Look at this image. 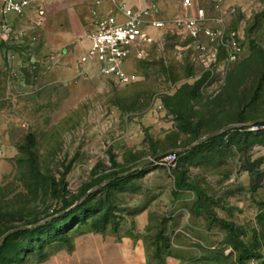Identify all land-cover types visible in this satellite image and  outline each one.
<instances>
[{
  "label": "rangeland",
  "instance_id": "rangeland-1",
  "mask_svg": "<svg viewBox=\"0 0 264 264\" xmlns=\"http://www.w3.org/2000/svg\"><path fill=\"white\" fill-rule=\"evenodd\" d=\"M191 1L239 32L243 60L228 63L220 50L204 64L193 39L170 26L152 31L156 43L125 85L92 66L91 76L80 70L35 88L54 62L82 66L77 32L36 59L16 48L22 67L2 66L0 236L30 228L0 247V264H56V251L82 236H131L150 264H264V129H251L264 122V0ZM173 2H153V17H182V0ZM44 23L49 31L50 16ZM160 153L176 159L137 168ZM180 173L195 191H175Z\"/></svg>",
  "mask_w": 264,
  "mask_h": 264
},
{
  "label": "crops",
  "instance_id": "crops-1",
  "mask_svg": "<svg viewBox=\"0 0 264 264\" xmlns=\"http://www.w3.org/2000/svg\"><path fill=\"white\" fill-rule=\"evenodd\" d=\"M120 1L107 0L101 5H95L91 0H34L22 14H15L13 12H5L2 9L0 0V90L4 88L7 82L5 73L1 69L2 66L9 62L12 70L16 71L24 63L19 52L15 51L16 53H14L16 48L20 49L24 54L30 55L31 59H34L36 55H41L52 48V46L58 47L60 44V41H57L58 35L65 37L62 42L73 43L78 38L76 36L77 32L78 36L84 37L82 42L76 46L80 50L79 56H81L89 44L88 33L94 30L98 20L115 13L117 4ZM122 1L133 10H142L150 7V5L154 4L153 2L162 8H167L166 6L168 5L171 10L173 9L171 2L174 3V6L179 7L173 0H169L171 2L168 0ZM180 5L182 6V10H180L182 11V16L194 13L192 10L186 9L182 4ZM76 7H80V9L76 10ZM46 15L52 19L49 31L44 23ZM73 18L86 19L87 24L84 25L81 21L80 25H77V29H75L74 23L71 21ZM209 24L215 25L214 21H210ZM59 59L61 60V57ZM65 59L68 58L65 57ZM40 68L42 69L43 65ZM92 68L90 65H82L80 68L74 66L65 68L54 62L48 70L43 71L36 82L35 88L41 87L44 83L65 80L74 76L80 70L91 76L93 75ZM22 82L19 78L18 84H22ZM27 91L33 92L34 89L24 88L22 92ZM96 239L95 236H82L81 239L78 238L74 241L71 246L58 249L56 251L58 255L54 257V263L60 264L66 259L72 264H150L142 245L134 242L131 236L122 237L120 240L110 239L106 244L98 243ZM164 263L186 264L181 257H166Z\"/></svg>",
  "mask_w": 264,
  "mask_h": 264
},
{
  "label": "built area",
  "instance_id": "built-area-1",
  "mask_svg": "<svg viewBox=\"0 0 264 264\" xmlns=\"http://www.w3.org/2000/svg\"><path fill=\"white\" fill-rule=\"evenodd\" d=\"M34 0H1L5 12L22 14ZM101 5L107 0H91ZM182 5L193 10L192 15L166 20L153 17L151 7L133 10L121 0L117 11L100 19L93 31L87 35L88 47L79 57L80 65H90L118 84H128L135 79L134 63L144 58L149 47L156 43L153 30H163L170 26L180 28L193 39L200 50V61L211 64L216 61L220 50L225 51V61L236 63L246 57L243 37L238 31H228L222 18L211 19L202 8H193L191 0H182ZM121 18H120V17ZM119 17V18H118ZM214 21L215 25L209 22ZM254 131L264 129V124H254ZM176 155L167 154L161 162H174Z\"/></svg>",
  "mask_w": 264,
  "mask_h": 264
},
{
  "label": "water",
  "instance_id": "water-1",
  "mask_svg": "<svg viewBox=\"0 0 264 264\" xmlns=\"http://www.w3.org/2000/svg\"><path fill=\"white\" fill-rule=\"evenodd\" d=\"M256 123H258V122H256ZM229 127H231V126H226V127L223 128V130H225V129L229 128ZM220 132H221V130H216V131H214V132H211V133L207 134L205 137L199 139V140H198V143L201 142V141H204V140H208V139H210L211 137L217 135V134L220 133ZM166 155H167V153H160V154H157V155L153 156L151 159H148V160H146V161L140 163V164L137 166V168H141V167H143V166H145V165H148V164H150V163H152V162L156 163L159 159H162V158L165 157ZM128 173H129V172H128ZM126 174H127V173H124V174L118 175V176H116V177H114V178H111V179L107 180L106 183H109V182H111V181H114V180H116L117 178H120V177H122V176H124V175H126ZM28 228H30V227H28V226H18V227H16V228H13V229L7 231L6 233H4V234L0 237V245L2 244V242H4V241H5L10 235H12L13 233H15V232H17V231H20V230L28 229Z\"/></svg>",
  "mask_w": 264,
  "mask_h": 264
},
{
  "label": "trees",
  "instance_id": "trees-1",
  "mask_svg": "<svg viewBox=\"0 0 264 264\" xmlns=\"http://www.w3.org/2000/svg\"><path fill=\"white\" fill-rule=\"evenodd\" d=\"M258 125L260 124H264V122H259V123H256ZM157 155V154H156ZM176 155V154H175ZM183 189H190L192 191H195L193 186H191L190 184L186 183V182H183L182 181V173H180L176 179H175V191L176 190H183ZM175 191L173 192L175 194ZM197 196L200 197L201 196V193L200 192H197ZM73 212V210L71 211V213ZM68 213H64L63 215L59 216L58 218H53V221H57L59 219H62L63 217H65ZM29 229V228H28ZM28 229H24V230H20V231H17L15 233H13L12 235H10L4 242H2L1 246L0 247H3L6 243H7V240L9 238H11L12 236L14 235H17V234H21V233H25L28 231ZM9 231V230H8ZM7 232V231H6ZM2 236V235H1ZM0 236V237H1Z\"/></svg>",
  "mask_w": 264,
  "mask_h": 264
}]
</instances>
